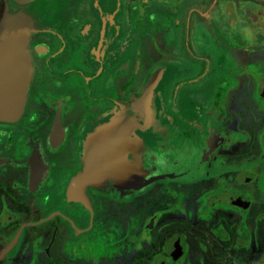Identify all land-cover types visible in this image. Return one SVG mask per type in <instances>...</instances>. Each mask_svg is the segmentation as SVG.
<instances>
[{
	"label": "flooded vegetation",
	"instance_id": "obj_1",
	"mask_svg": "<svg viewBox=\"0 0 264 264\" xmlns=\"http://www.w3.org/2000/svg\"><path fill=\"white\" fill-rule=\"evenodd\" d=\"M30 10L23 112L0 119L1 264H264V0H0ZM168 67L163 111L205 171L120 196L80 130Z\"/></svg>",
	"mask_w": 264,
	"mask_h": 264
},
{
	"label": "water",
	"instance_id": "obj_2",
	"mask_svg": "<svg viewBox=\"0 0 264 264\" xmlns=\"http://www.w3.org/2000/svg\"><path fill=\"white\" fill-rule=\"evenodd\" d=\"M30 10H0V119L23 112L32 76ZM168 67L150 71L142 90L110 111L92 115L80 130L83 170L76 184L92 183L120 196L133 194L160 178L205 171L203 151L176 130L163 111L161 89ZM7 247L0 248V264Z\"/></svg>",
	"mask_w": 264,
	"mask_h": 264
}]
</instances>
